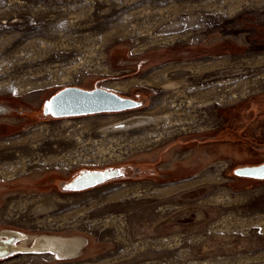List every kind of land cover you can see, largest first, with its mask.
<instances>
[{
	"label": "rangeland",
	"instance_id": "374dc122",
	"mask_svg": "<svg viewBox=\"0 0 264 264\" xmlns=\"http://www.w3.org/2000/svg\"><path fill=\"white\" fill-rule=\"evenodd\" d=\"M65 86L144 104L40 114ZM263 160L264 0H0V232L82 240L0 264H264V180L233 173ZM110 166L125 176L61 188Z\"/></svg>",
	"mask_w": 264,
	"mask_h": 264
},
{
	"label": "water",
	"instance_id": "95a60500",
	"mask_svg": "<svg viewBox=\"0 0 264 264\" xmlns=\"http://www.w3.org/2000/svg\"><path fill=\"white\" fill-rule=\"evenodd\" d=\"M143 104L144 98L143 100L135 99L106 87L94 86L88 89L79 86H65L51 94L42 104L41 110L43 115H52L53 117H77L97 113L122 112L140 108ZM125 172L123 166L83 169L69 180L62 182L61 188L65 191L86 190L109 180L122 178L125 176ZM233 173L238 177L264 180V161L236 167ZM4 231H1L0 235ZM11 232L14 235L19 233ZM2 236H0V258H5L17 252L12 249V246L14 241L18 242L22 238V234L14 241L13 236L6 234Z\"/></svg>",
	"mask_w": 264,
	"mask_h": 264
},
{
	"label": "bare ground",
	"instance_id": "6f19581e",
	"mask_svg": "<svg viewBox=\"0 0 264 264\" xmlns=\"http://www.w3.org/2000/svg\"><path fill=\"white\" fill-rule=\"evenodd\" d=\"M211 67H214V65ZM129 84L130 83H127V82L116 81V82H110L109 86H111L115 89L125 90ZM167 120H168V117L163 118V121H167ZM143 123H144V121H141V120L139 121V120H137V118H133V119H130L129 121L124 122V123H120V124L115 123V124L110 126V129L111 130H117V129H120L123 127L133 126V125L143 124ZM145 138L143 140H145ZM102 150H104V149H102ZM100 151H101V149H100ZM168 191H170V189ZM4 234H6L7 236H13L14 237L13 241L15 240L16 237L21 236V234H19V233H15V235H16L15 236L13 234V232L8 231V230L7 231L5 230L3 232V234H1L0 236L3 237L2 235H4ZM28 239L33 240V244L31 246H27V242H28L27 240ZM17 243L18 242L14 241L13 246H12L13 247L12 249L15 251H23V252L34 251V252H38V253H51V254H53V255L61 258V259H67V258L76 257V255L79 251V248L81 246L82 240L78 237H66V236H59V235L41 234V235H36V236L35 235H29L27 238L22 239L21 243L20 242L18 244Z\"/></svg>",
	"mask_w": 264,
	"mask_h": 264
},
{
	"label": "flooded vegetation",
	"instance_id": "af4514ba",
	"mask_svg": "<svg viewBox=\"0 0 264 264\" xmlns=\"http://www.w3.org/2000/svg\"><path fill=\"white\" fill-rule=\"evenodd\" d=\"M257 29V28H256ZM259 29V28H258ZM256 32H257V30H255L254 32H253V35L255 36L256 35ZM261 33V32H260ZM262 34V33H261ZM247 36H248V33L246 34ZM252 36V35H251ZM256 38H258V37H256ZM251 39H249V37H248V41H250ZM224 43L225 44H223V46L221 47V48H219L217 51H218V53H225V52H229L230 51V45L229 44H231V42L230 41H224ZM257 43V41H255V43L254 44H256ZM246 42L244 43V45L246 46ZM239 46H242V45H239ZM248 46V45H247ZM241 48V47H240ZM143 96L144 97H146V98H148L147 97V94L145 95V94H143ZM130 97H132V98H135V99H137L136 97H133V96H130ZM142 100H143V97L141 98ZM141 108V107H140ZM42 111V110H41ZM40 114H42V112L40 113ZM43 115V114H42ZM35 116L37 117V114H31L30 113V118H35ZM44 116V115H43ZM264 161V160H263ZM239 167V166H238ZM235 169V168H234ZM126 175H127V173H126ZM247 179H251V178H247ZM255 180V179H254Z\"/></svg>",
	"mask_w": 264,
	"mask_h": 264
},
{
	"label": "crops",
	"instance_id": "0c3cea01",
	"mask_svg": "<svg viewBox=\"0 0 264 264\" xmlns=\"http://www.w3.org/2000/svg\"><path fill=\"white\" fill-rule=\"evenodd\" d=\"M249 104H250V103H249ZM254 104H256L255 101H254V102H251L250 105H252V106L254 107ZM233 109L236 110V111H238L239 114H240V117H242V102H240L239 104L235 105V106L233 107Z\"/></svg>",
	"mask_w": 264,
	"mask_h": 264
}]
</instances>
